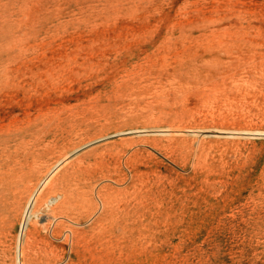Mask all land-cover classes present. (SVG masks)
<instances>
[{
    "label": "rangeland",
    "instance_id": "1",
    "mask_svg": "<svg viewBox=\"0 0 264 264\" xmlns=\"http://www.w3.org/2000/svg\"><path fill=\"white\" fill-rule=\"evenodd\" d=\"M19 259L264 264V0H0Z\"/></svg>",
    "mask_w": 264,
    "mask_h": 264
},
{
    "label": "bare ground",
    "instance_id": "2",
    "mask_svg": "<svg viewBox=\"0 0 264 264\" xmlns=\"http://www.w3.org/2000/svg\"><path fill=\"white\" fill-rule=\"evenodd\" d=\"M50 176H51V174H49L46 178H45V180L43 181V183H42V185L41 186H39L40 187V189L39 190H37V192H36V194L34 195L33 194V196L32 197H30V201H31V203L29 204L30 206H29V209H30V207L33 205V203L37 200V195L41 192V190H42V188L47 184V182L49 181V179H50ZM38 187V188H39ZM52 194H53V191L51 192ZM56 193V192H55ZM50 195V194H49ZM47 198V197H46ZM59 198H60V194H56V196H55V194H54V196L53 197H50L47 201H46V204H48V205H50V204H52V205H54V204H56L57 202H58V200H59ZM45 202V201H44ZM57 205V204H56ZM55 205V206H56ZM47 206V205H46ZM28 208V207H27ZM47 208V207H46ZM58 209V208H57ZM28 210V209H27ZM57 211V210H56ZM35 214V216H36V213H34ZM56 214V213H55ZM41 214H39V216H40ZM57 216H59V215H57ZM43 217V216H42ZM56 217V216H55ZM60 217V216H59ZM22 222V221H21ZM46 222V221H45ZM52 222V221H51ZM23 223H25L24 221H23ZM48 223V222H47ZM46 223V224H47ZM53 224V223H52ZM21 225V224H20ZM23 227H24V225H23ZM49 227V226H48ZM69 230V229H68ZM65 234V233H64ZM18 237V236H17ZM70 240V239H69ZM19 249H20V246H19ZM20 254V253H19ZM18 257V256H17ZM19 263L21 264V260L19 259Z\"/></svg>",
    "mask_w": 264,
    "mask_h": 264
}]
</instances>
